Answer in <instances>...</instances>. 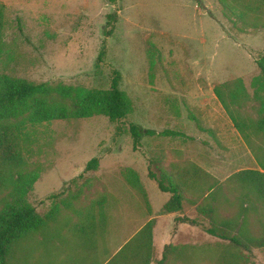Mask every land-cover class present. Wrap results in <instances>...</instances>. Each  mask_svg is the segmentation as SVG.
<instances>
[{
	"label": "rangeland",
	"instance_id": "rangeland-1",
	"mask_svg": "<svg viewBox=\"0 0 264 264\" xmlns=\"http://www.w3.org/2000/svg\"><path fill=\"white\" fill-rule=\"evenodd\" d=\"M0 3L5 8L0 74L36 84L107 90L114 72L119 71L121 89L134 104V111L119 122L93 116L28 126L26 141L22 143L24 162L27 170L39 168V178L27 196L28 201L43 217L55 209L59 213H53L55 225H46L44 234L36 232L14 248L9 264H64V252L68 264H81L75 250L69 245L66 248L64 239L78 236L68 226L76 225L80 217L76 210L87 208L93 201L104 199L100 208L105 227L97 240L110 234L107 227H114L115 240L124 213L145 211L142 198L121 175L124 167L139 169L153 210L159 211L160 197L164 196L156 182L144 175V157L181 143L183 139L172 133L193 138L189 142L193 146L195 137L213 140L218 133L229 136L233 125L213 94L216 85L241 79L252 101L239 102L252 121H257V115L250 112L264 101V90L255 82L260 76L255 62L264 52V29L240 34V25L223 16L218 0H0ZM103 48L105 54L98 61ZM203 104L207 106L203 108ZM132 124L157 134L139 144L137 151L133 150L129 133ZM248 134V147L254 155V161H249L255 168L264 166V154L259 151L264 147V132L248 130ZM93 158L100 161L97 170L84 172ZM190 158L194 164L201 163L195 150ZM224 160L230 173L222 178L237 166L229 155ZM253 177L233 176L226 184L256 181ZM221 191L219 217L245 213L241 205L248 204L243 199L251 192L231 186L226 190L222 186ZM51 195L54 197L50 198ZM257 208L247 221L246 232L258 238L264 225V205L258 203ZM197 225L193 241L199 245L204 230L212 224L198 217ZM87 238L93 239L94 235L81 237ZM205 248L170 251L165 264H264V247ZM87 250L80 253L84 260ZM230 252L238 258L242 254V258L235 260L226 254Z\"/></svg>",
	"mask_w": 264,
	"mask_h": 264
},
{
	"label": "trees",
	"instance_id": "trees-1",
	"mask_svg": "<svg viewBox=\"0 0 264 264\" xmlns=\"http://www.w3.org/2000/svg\"><path fill=\"white\" fill-rule=\"evenodd\" d=\"M114 2L115 0H111ZM223 16L231 18L240 25V34H253L264 29V0H218ZM111 18V16H110ZM237 25V26H239ZM5 8L0 3V58L4 51ZM105 54L103 48L98 61ZM260 76L255 79L256 84L264 90V52L256 60ZM122 76L115 71L107 90H90L67 85H49L33 83L22 79L11 78L0 74V264H9L14 248L23 240L32 237L36 232H43L46 225H55L52 215L41 216L35 207L28 201V194L33 190L39 178V168L27 170L24 162L22 143L26 141V129L30 125L41 124L55 120L85 119L93 116H104L111 122L125 120L133 111L134 104L131 98L121 89ZM213 93L231 120L233 127L250 143L248 130L264 132V101L258 108L252 107L251 114L257 115V121H252L247 110L240 104L241 99L252 101L241 79L228 81L213 88ZM259 93L256 88L255 96ZM129 133L133 139V150L145 137H152L156 133L139 124H132ZM175 137H186L183 133H172ZM99 159H91L85 166L84 172L96 171ZM169 172L165 169H152L149 166V177L155 180L162 192L171 194V199L163 208V213H175L182 210L183 203L196 205L199 214L209 212L212 226L204 231L209 235L229 240L242 246L248 242L251 246L264 247V225L261 237L251 235L247 230L248 213L256 212V206H242L245 213L237 220L228 222L218 221V195L221 186L209 173L193 162L186 165L175 164ZM264 170V166L260 165ZM121 175L148 206L146 191L138 173L131 168H124ZM256 181L250 184L255 187L256 194L264 197V173L251 172ZM253 177V178H254ZM81 178V177H78ZM72 182H76L77 179ZM229 182V180H228ZM51 195L50 198H53ZM104 199L93 201L87 208L76 210L75 229L77 238L83 235L103 233L105 216L101 205ZM98 206V211H96ZM182 220L196 225L197 222L189 219ZM228 224V225H227ZM226 226V229L219 230ZM233 226V227H232ZM153 222H149L128 245L123 247L107 264H150L152 249H127L135 241L141 240L147 245L152 242ZM90 229V231L88 230ZM103 229V231H102ZM228 229V230H227ZM234 229V230H233ZM221 233V235H219ZM16 253V249H15ZM225 254V253H224ZM235 260L242 258V254L226 253ZM167 257H163V263ZM159 264V263H158Z\"/></svg>",
	"mask_w": 264,
	"mask_h": 264
},
{
	"label": "crops",
	"instance_id": "crops-1",
	"mask_svg": "<svg viewBox=\"0 0 264 264\" xmlns=\"http://www.w3.org/2000/svg\"><path fill=\"white\" fill-rule=\"evenodd\" d=\"M214 94V93H213ZM215 96V95H214ZM216 98V97H215ZM220 104V103H219ZM212 105V104H208ZM221 105V104H220ZM207 104H203V108H205ZM215 107V106H214ZM222 107V106H221ZM224 110V109H223ZM231 121V120H230ZM232 123V122H231ZM233 125V124H232ZM219 126V124H217ZM145 128V127H144ZM147 129V128H146ZM230 131V129H228ZM221 134V135H220ZM225 137H223L222 133H218L215 139H208L204 137H195L194 146L190 145L189 142L193 140V138H184V137H176L182 138L181 143L176 144V146H172V149L155 150L152 154V151H149L152 154V157H144L146 163V171L144 175L149 177V166L151 165L152 169L155 171L156 169H165L166 171H171L175 164L186 165L187 162H193L191 156H193V150L196 151V155H198L201 159V163L197 164L202 169H204L207 173H209L216 181H218V186H223V189L226 190L227 187H233L236 190L244 189L248 190L249 197L248 204H243L241 206H256L259 204L264 205V197L259 196L256 197V189L253 187L248 181H239L234 182V185H227L228 179L233 176H242L246 177L251 175V172H259L264 173V170L260 165L258 168H255L249 159L254 161V155L252 154L251 148H249L248 144L244 141L242 136L233 129L230 131V134L224 133ZM157 134L152 137H145L141 140V143L144 144L145 141H148L150 138H154ZM188 135H186L187 137ZM153 150V149H152ZM264 154V147L259 150ZM228 155L235 159L236 161V170L222 178V176L226 173H230L227 170V162H225L224 157H228ZM151 158V159H150ZM196 164V163H195ZM131 168L135 170L141 180V183L146 191L148 206L144 202L145 211L144 214H140L135 212L134 210H130L128 213H124V216L120 218V227L118 229L117 237L114 240V233L112 230L114 227H107L106 231L110 229V234L106 235L104 239L98 241L96 236L94 238H87L85 240L80 238L74 239H64L65 246L69 245L70 249H74L77 256L81 259V264H107L123 247L128 245L138 234L140 231L146 226L147 223L153 222L152 227V242L151 245H147V243H143L141 240L135 241L131 244L127 249H152V260L150 264H165V261L168 260L169 252L173 250L186 251L187 249H193L195 247H206L205 249H257V246H251L247 241L243 242L244 245L238 246L229 240L221 239L220 237L209 235L208 233H204L202 242L198 245L194 243V236L197 234L198 225H193L189 222H185L182 220L176 219H189L197 222V218L200 217L207 224H211L212 220L210 219L209 212L207 214H198L197 206L190 205L186 202L183 203L182 210L175 213H163V208L171 199V194L162 192L159 187L158 189L163 194L160 197L162 201V206L159 211L153 210V204L151 195L149 190L144 183L143 176L138 168L134 167H124ZM151 179V178H150ZM153 180V179H151ZM125 181V180H124ZM155 181V180H153ZM126 182V181H125ZM156 182V181H155ZM227 183V184H226ZM127 184V183H126ZM157 184V182H156ZM128 185V184H127ZM158 186V184H157ZM128 187H130L128 185ZM132 189V188H131ZM133 190V189H132ZM134 191V190H133ZM135 192V191H134ZM223 191L220 189V193L218 195V200L223 198ZM136 193V192H135ZM137 194V193H136ZM258 196V195H257ZM259 198V199H258ZM219 206V202L218 205ZM219 213V211H218ZM254 215V214H252ZM255 216H253L254 218ZM218 221L228 222L237 220L238 215H234L233 213L224 214V216L218 215ZM251 218V213H248V220ZM71 227V225H69ZM74 227V226H73ZM211 227V226H210ZM209 229V228H207ZM69 230V228H68ZM90 231V229L88 228ZM219 230H223V226H219ZM67 232L64 230V232ZM90 234V233H88ZM221 235V233H219ZM67 243V244H66ZM66 248H68L66 246ZM262 248V247H260ZM82 249H88L86 254L84 255L85 260L80 255ZM92 250V252L90 251ZM166 260L161 263L163 257L166 256ZM67 253L64 252L62 255V261L64 264H68L67 262ZM246 258V257H244ZM92 259V261H91ZM87 261V262H86ZM67 262V263H66Z\"/></svg>",
	"mask_w": 264,
	"mask_h": 264
}]
</instances>
